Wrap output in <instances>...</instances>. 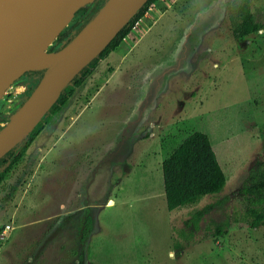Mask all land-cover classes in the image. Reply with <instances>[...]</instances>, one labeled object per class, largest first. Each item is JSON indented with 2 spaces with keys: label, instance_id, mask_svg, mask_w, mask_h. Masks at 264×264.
I'll return each mask as SVG.
<instances>
[{
  "label": "rangeland",
  "instance_id": "rangeland-1",
  "mask_svg": "<svg viewBox=\"0 0 264 264\" xmlns=\"http://www.w3.org/2000/svg\"><path fill=\"white\" fill-rule=\"evenodd\" d=\"M246 8L263 29L236 37ZM37 83L2 92L0 126ZM194 132L226 185L168 211L161 164ZM262 183L264 0H156L2 181L0 264H264Z\"/></svg>",
  "mask_w": 264,
  "mask_h": 264
},
{
  "label": "water",
  "instance_id": "water-1",
  "mask_svg": "<svg viewBox=\"0 0 264 264\" xmlns=\"http://www.w3.org/2000/svg\"><path fill=\"white\" fill-rule=\"evenodd\" d=\"M95 0H0V96L28 71H44L0 131V159L26 143L71 81L111 43L148 0H106L63 49L48 51L75 13ZM45 45L53 63L29 70L30 54ZM24 146V145H23Z\"/></svg>",
  "mask_w": 264,
  "mask_h": 264
},
{
  "label": "trees",
  "instance_id": "trees-1",
  "mask_svg": "<svg viewBox=\"0 0 264 264\" xmlns=\"http://www.w3.org/2000/svg\"><path fill=\"white\" fill-rule=\"evenodd\" d=\"M105 1L95 0L92 4L79 9L69 25L59 34L53 42V45L48 48V51H59L68 45L91 22ZM155 2L156 0H148L137 15L118 33L100 55L71 81L70 85L64 89L48 114L28 136L24 146L18 152H16V148L11 150L0 159V185L11 166L21 159L32 141L43 129V125L49 117L59 112L66 105L68 99L74 93L75 88L83 84L84 79L90 74L91 69L97 65L99 60L105 59L122 44L123 39L131 32L134 23L143 17L149 7ZM262 29L263 24L256 22L253 15L246 8L240 11L239 20L234 28V35L236 37H245L256 34ZM43 73L44 71H28L23 75L37 77L39 81ZM1 129L2 126H0V131ZM161 168L164 196L168 211L194 207L205 197L221 193L226 185L225 174L212 148L211 142L208 136L201 132H194L183 140L163 160ZM260 186L263 187L264 183ZM254 189L259 193L262 188ZM258 201L260 204H264V196ZM245 217L248 218L246 224L250 228L255 229L264 226V206L260 209L246 211ZM217 233L223 235L224 231L217 228Z\"/></svg>",
  "mask_w": 264,
  "mask_h": 264
},
{
  "label": "bare ground",
  "instance_id": "bare-ground-1",
  "mask_svg": "<svg viewBox=\"0 0 264 264\" xmlns=\"http://www.w3.org/2000/svg\"><path fill=\"white\" fill-rule=\"evenodd\" d=\"M54 61L53 57L48 54L45 45L37 48L30 54L29 70H43ZM1 97V96H0Z\"/></svg>",
  "mask_w": 264,
  "mask_h": 264
},
{
  "label": "flooded vegetation",
  "instance_id": "flooded-vegetation-1",
  "mask_svg": "<svg viewBox=\"0 0 264 264\" xmlns=\"http://www.w3.org/2000/svg\"><path fill=\"white\" fill-rule=\"evenodd\" d=\"M27 76V75H26ZM30 77V76H29ZM32 78H37V77H32Z\"/></svg>",
  "mask_w": 264,
  "mask_h": 264
},
{
  "label": "crops",
  "instance_id": "crops-1",
  "mask_svg": "<svg viewBox=\"0 0 264 264\" xmlns=\"http://www.w3.org/2000/svg\"><path fill=\"white\" fill-rule=\"evenodd\" d=\"M78 132V131H77ZM74 134V132H72ZM111 202V201H110ZM112 203V202H111Z\"/></svg>",
  "mask_w": 264,
  "mask_h": 264
}]
</instances>
